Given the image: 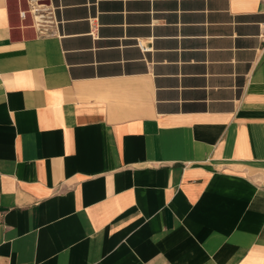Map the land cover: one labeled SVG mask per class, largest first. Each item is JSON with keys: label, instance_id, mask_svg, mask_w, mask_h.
Wrapping results in <instances>:
<instances>
[{"label": "crops", "instance_id": "1", "mask_svg": "<svg viewBox=\"0 0 264 264\" xmlns=\"http://www.w3.org/2000/svg\"><path fill=\"white\" fill-rule=\"evenodd\" d=\"M39 2L0 0V264H264V0Z\"/></svg>", "mask_w": 264, "mask_h": 264}, {"label": "built area", "instance_id": "2", "mask_svg": "<svg viewBox=\"0 0 264 264\" xmlns=\"http://www.w3.org/2000/svg\"><path fill=\"white\" fill-rule=\"evenodd\" d=\"M29 11L35 17L37 29L40 35L42 36L53 35L55 31L54 28L59 23L56 21L54 9H50L46 7L44 4H41L39 0H30ZM137 46L143 52L148 51V48H146L141 42H138Z\"/></svg>", "mask_w": 264, "mask_h": 264}]
</instances>
